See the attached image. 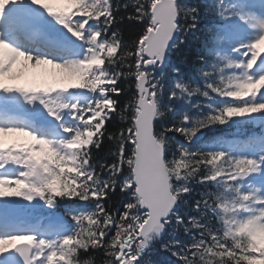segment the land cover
Here are the masks:
<instances>
[{"label": "snow or ice", "instance_id": "1", "mask_svg": "<svg viewBox=\"0 0 264 264\" xmlns=\"http://www.w3.org/2000/svg\"><path fill=\"white\" fill-rule=\"evenodd\" d=\"M0 264H264V0H0Z\"/></svg>", "mask_w": 264, "mask_h": 264}]
</instances>
